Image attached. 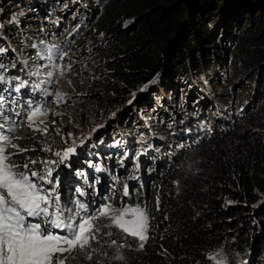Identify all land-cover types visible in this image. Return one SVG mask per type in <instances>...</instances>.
<instances>
[{"label":"trees","instance_id":"1","mask_svg":"<svg viewBox=\"0 0 264 264\" xmlns=\"http://www.w3.org/2000/svg\"><path fill=\"white\" fill-rule=\"evenodd\" d=\"M11 1L34 4L37 12L43 15L50 14V9L51 13L60 12V9L54 8L53 0L48 1V4H41L42 0ZM76 1L71 0V6L66 5L64 14L89 11L94 16L92 32L105 39L104 43L108 45L106 52L115 61L106 66L110 81L108 88L113 89L116 96H121L122 102L132 101L136 117L120 113L116 116L118 120L114 126L110 115L117 112L120 102L104 108L109 113V119L102 118L104 126L85 139L83 150L75 160L76 165L81 166L78 168L79 172L86 173L87 178V184L82 182L83 186L78 188L84 190L91 188L88 185L97 186L90 166L88 169L82 167L90 158L109 152L108 147H105L106 152L101 147L98 148L96 141L111 145L119 137L124 140L117 142V152H109L107 164L103 160L101 162L106 165L107 176L109 173L111 175L112 169L113 179L118 178L120 184L130 191V179L134 180L135 177L134 184H137L149 161V154L146 153L150 152L153 159L157 156L162 159V163H158V168L164 169L161 182L168 185L161 215L157 219L159 224L152 243L154 247L150 248L146 244L144 250H139L133 245V248L127 250L131 264H209L204 254L221 246L228 252H244L248 258L247 264H264V0H98V5L94 6L92 4L97 0ZM3 2L6 0H0V5ZM7 16V19H11V16ZM22 17V24L14 20L5 24L6 28L16 29L20 34L21 41L14 43L23 47L21 43L26 41L30 48H34L32 45H43L44 41L39 40L44 38L42 35H29L23 29V23L29 25L35 20L28 19L25 14ZM75 19L80 20L82 26L62 42L68 46L79 30L89 22H84L80 15ZM32 30L35 31L36 28ZM5 36L6 32L0 28V42L6 40ZM53 38L58 40L56 35ZM61 39L57 43L61 44ZM22 50L26 52L28 49L23 47ZM199 50L202 53L197 58ZM11 56H14V51L10 46L3 54L4 63L8 64ZM94 58L97 60L99 57L96 55ZM219 60L222 63H218ZM228 60L235 77L231 79L233 88L221 93L224 96L220 99L222 104L225 102V106L229 108L233 104L230 93L234 94L246 79L251 82L249 84L253 83L251 98L247 97L248 87H241L237 97V102L241 101L242 105L247 101L246 106L242 110L238 107V111L229 109L231 113L224 104L215 100L216 92L213 94V90L199 81L198 77V74L208 75L210 72L211 77L215 78L214 82L220 80L223 78L220 67L226 65ZM15 65L22 67L21 64ZM18 69L15 71L20 73ZM215 70L217 71L214 72ZM237 79L239 80L234 82ZM184 85L188 91L184 92L182 109L187 112L196 110L194 114L177 109L180 89ZM226 85L225 82L222 83V86ZM166 91L170 93L165 94ZM158 93L162 95L159 99L155 97ZM14 95L27 99L28 93L22 89L20 94ZM34 95L36 100L39 96ZM196 95L208 99L206 102L201 101L198 109L194 104ZM212 99L216 103L213 107L216 115L208 126H202L201 122L205 118L201 120V117L207 115L203 108ZM175 106L179 113L173 117L169 109ZM157 108L166 117L163 123V118L157 119L167 135V139H163L161 132H157L161 137V146L168 150V143L174 141L179 148L172 152L163 150L167 154L161 155L156 145L158 136L153 138V132L145 131L147 128H154L143 125L141 129L133 127L138 121L141 122L139 125L144 123L140 116L144 114V110L151 109V118H156L154 112ZM218 108H221V112H217ZM251 108L253 110L249 113ZM197 113L201 117L196 118L194 115ZM103 117L106 115L103 114ZM170 118L175 122L172 127L166 123ZM24 128L26 126H21L16 133L23 137L19 145L33 148L34 151H29L28 155L34 158L39 154L36 146V141L39 140L34 138L35 134L32 132H23ZM107 132H115V135L107 137ZM139 133H147L148 137H141ZM124 141L129 145V157L135 143H138L139 156L135 164L141 163L139 174L130 173L126 178L120 177L118 169H113L114 165L120 166L122 163L119 155L120 150H124L121 146ZM72 143L70 141L68 146H72ZM147 145L150 151L146 149ZM62 147L65 148V145L62 144ZM25 154L18 155L17 161L24 162L27 156ZM189 160L196 161L199 165L195 167V173L182 175L181 165ZM128 161L126 159L124 162L129 163ZM69 163L70 160L66 161L63 167H67ZM131 164H134L133 161ZM62 171H55L53 179ZM59 181L61 184L60 176ZM74 182L67 181L62 187V202L79 198L78 193L73 196ZM113 186L115 183L109 176L102 186L105 189L96 192V199L104 195L117 206L137 204L140 201L137 191L128 197H115V189L112 194L106 191L107 187L112 189ZM115 198L118 200H114ZM165 249L167 254H164Z\"/></svg>","mask_w":264,"mask_h":264},{"label":"snow or ice","instance_id":"2","mask_svg":"<svg viewBox=\"0 0 264 264\" xmlns=\"http://www.w3.org/2000/svg\"><path fill=\"white\" fill-rule=\"evenodd\" d=\"M7 51L0 46V264H131L127 250L133 245L144 250L150 239L148 206L143 203L114 206L109 202L97 206L96 191L88 193L80 188L76 193L78 197H89L87 202L79 198L62 202L58 175L53 179L54 166L76 155L77 147L83 146L84 140L79 145L73 140L72 146L62 151L53 152L50 145L42 149L53 152L58 160L27 156L23 164L15 160L22 153L34 151L27 146L20 147L23 137L16 133L21 126L48 136L46 117L52 110L44 98L55 95V102L60 103L66 94L50 93L46 85L52 82V69L58 67L57 60L67 53L56 46H45L38 50L37 57L46 59L47 63L33 60L29 64L23 59L19 71L24 75L9 76L6 75L9 67L16 65L4 63L3 54ZM22 89L28 93L27 99L14 95L20 94ZM37 93L41 96L39 101L35 100ZM55 124L53 120L52 125ZM55 131L60 134V130ZM62 139L67 143L65 137ZM37 163L42 166L39 171L32 167ZM104 170L96 168L98 172ZM122 195H130L126 186ZM164 254H167L166 249ZM204 255L209 264H247L239 258V253L225 251L222 246Z\"/></svg>","mask_w":264,"mask_h":264},{"label":"rangeland","instance_id":"3","mask_svg":"<svg viewBox=\"0 0 264 264\" xmlns=\"http://www.w3.org/2000/svg\"><path fill=\"white\" fill-rule=\"evenodd\" d=\"M50 0H42L40 1L41 4L47 3ZM52 1V0H51ZM71 0H53L54 8L60 9V12L57 13H51L50 9V14H39L34 6V4L27 5L24 2L21 1H11V0H6V2H3L0 5V28L6 32L5 36V41L0 42V46L6 47V49L12 48V51L14 49V56H11L9 62H13L15 64H21V60L27 59L29 61V64L35 60L39 64H45L47 63L46 59H39L37 57V52L39 49L44 48L45 46L52 47L56 46V48H59L63 52H66L69 57H66L67 55L60 56L59 59L57 60L58 67L55 69H52L54 72L53 77H51V83L47 84L46 87L48 88V91L50 93H55V92H61L66 94L64 97V100L61 101L60 103H56V96L51 95L48 97H45L44 99L47 100V106L51 108L52 112L49 113V115L46 117L48 126H49V132L47 137L41 136L39 133L38 135L35 134L34 138H36V146L39 149V154L36 155V157H32L27 152L25 155L28 157H31L32 159H37V160H45V159H52V160H58L57 157L53 155V152L55 151H62L66 147H69V142H73L75 140L76 144L79 145L81 140H84L91 134L94 133L96 130H98L102 124L104 119L108 120V112L105 111L104 108H108L109 105L115 102H120L118 104V110L115 115H110L111 121L114 126H116V121L118 118H116L117 115L120 113H126L125 116H130L132 118L135 117V114L133 113V108H132V103L128 102H122L123 98L121 96H116L114 92L112 91L113 89L108 88V83L109 81V74L106 73L107 69L106 66L113 64L115 61L109 53H107L108 45L104 43V38H101L96 32H92V26L94 25V16L89 14V11H80V12H72V14H64V10L66 5L71 6ZM77 0L76 2H78ZM75 2V3H76ZM74 4V3H72ZM98 5V0L97 2L94 1L93 4ZM22 8H25L22 10ZM98 8V6H96ZM86 9L88 7L86 6ZM79 10V9H78ZM22 12H27V13H22ZM25 14V16H28V19H31L33 21L31 24L28 25V23H23V29L25 31L29 32V35H36L40 34L42 35L41 37H44L43 39H39L41 41H44L43 45H37V48H30L28 43L25 41L24 43H21L24 48H27L28 50L24 52L22 50L23 47H21L19 44H17V41H21L20 34L16 29L10 28L5 26L6 22L11 23L12 20L15 22L22 24L21 20L24 18L22 15ZM7 15L9 17L11 16V19H7ZM80 15L83 21L85 22L88 20V24H86V27L79 30V32L74 36L72 39L71 45L68 46L67 43H62L64 42L68 37H70L71 34H74L81 26L82 22L80 20H76L75 17ZM41 21V22H40ZM36 28L35 31L32 29ZM31 30V31H30ZM71 30V31H70ZM86 30V31H85ZM70 31V32H69ZM28 35V34H26ZM56 35L57 39L60 40L61 38V44L57 43L58 40H55L53 36ZM33 37V36H32ZM35 39H38L34 37ZM2 38H0L1 41ZM104 39V40H103ZM103 40V41H102ZM14 41H16L14 43ZM222 55H224V52L219 50ZM202 53L201 50H199L196 53V56L200 55ZM96 55H98L99 58L97 60L94 58ZM197 56V58H198ZM16 57L17 60H16ZM4 59V58H3ZM109 59V60H108ZM232 59V58H229ZM5 61V60H4ZM202 61V60H201ZM218 63H222L221 60L218 61ZM230 65V60H228L227 64L220 67L221 69V75L223 78L220 80H216L215 82L213 81L215 78L211 77L210 72L207 74L202 73L198 74L199 81L203 82L207 87H210L213 90V94L215 95V100L219 101L221 105L224 104L225 102H221L220 99H222L224 96L221 94L222 92H229L231 88H233V83H231V79L234 78L235 76L232 74L231 68H229ZM233 64H231L232 67ZM70 66V67H69ZM20 67H14L9 68L7 71L6 75L8 73L9 76L12 75H20L23 76V73H18L15 70H17ZM19 71V69H18ZM215 70L214 72H216ZM194 72V71H193ZM195 73V72H194ZM197 74V73H196ZM213 74V73H212ZM27 78V77H25ZM35 79V78H33ZM240 79V78H239ZM239 79L235 80L234 82L238 81ZM225 82L227 84L226 86H222V83ZM247 79L244 82V85L242 84L240 88L236 89L234 94H232L233 97V104L229 106L228 112L231 113L229 109H233L235 111H238V107H241V110L246 106V102L242 105L241 101L237 102V97L240 94V89L241 87H248L246 88L248 90L247 92V97L251 98L253 95V91L250 90L252 84H249ZM200 86V84L198 85ZM213 87V88H212ZM186 88V85L180 89L179 93V102L177 104V109L178 110H183L184 102H185V91H188V88ZM170 92H165V94H169ZM38 97V100H41V96L37 93L36 94ZM189 95H191V91H189ZM162 95L158 93L157 97L158 99ZM27 97V96H26ZM28 98V97H27ZM208 99H202L201 96L196 95V98L194 99L195 107L198 109L200 107V102H206ZM122 102V103H121ZM216 105L215 101L212 99L208 103V106L203 108V111L207 114L204 117H201L199 113L194 115L196 118L201 117V120L205 118L204 122H201L202 126H208V123L212 120L213 117H215L216 112L214 111L213 107ZM234 107H236L234 109ZM180 108V109H179ZM137 107H135V110ZM174 107H170L169 112L173 117L178 116L177 114L179 113ZM221 108H218L217 112L220 111ZM138 110V109H137ZM223 110V109H222ZM253 109L251 108L249 110V113ZM257 109L255 108L254 111ZM185 113H191L194 114L196 110H192V112H187V110H183ZM198 111V110H197ZM55 112H60L63 115L61 116H55L52 113ZM240 112V111H239ZM103 114L106 115V117H103ZM156 118H151V109L150 111H145L144 110V117L142 115L141 119L144 121L143 124L139 125L141 122H137L134 124L133 127H139L141 129L142 125L143 126H149L153 127L154 129H145V131H150L152 133V137L157 138V143L159 149L157 150L158 153L161 155L162 153L167 154L165 151H171L172 150H177L179 149L176 147V143L174 141L168 143L170 146V149H164L161 144L160 140L161 137L159 136L160 134L157 132H161V135L163 136V139H167V135L163 132L164 129L162 128L160 122L157 121L158 118H160L163 121V123L166 119V117L162 116V113H159L158 108L154 112ZM222 115L224 113H221ZM136 118V117H135ZM55 120L56 124L52 125V121ZM149 121V122H148ZM183 122V121H182ZM169 127H172L175 125V122L172 118L168 119ZM150 124V125H149ZM139 125V126H138ZM104 126V125H102ZM200 126V125H198ZM208 128H206V131H208ZM56 129L60 130V134L56 133ZM114 129V127H113ZM95 130V131H94ZM23 132H32L29 130L27 127L22 130ZM33 133V132H32ZM72 133V137H68L67 134ZM141 135V133H139ZM114 136L115 132H112L111 134L107 132V137L109 136ZM148 137L147 133L144 135H141V137ZM259 137L262 136L258 135ZM62 137H65L67 139V143H65V139H62ZM144 137V138H145ZM151 137V136H150ZM124 140V138L119 137L117 138L116 141H113L111 145H104L100 144L99 141H96V144L98 148H102L103 152H106L105 147L109 148L110 153H115L116 151V144L117 142L121 143ZM138 138L136 137L135 141H137ZM62 144L65 145V148L62 147ZM51 146L53 149V152H45L42 149ZM84 146V144H83ZM83 146L77 147V153L76 155L72 156L69 160L70 166L63 167L65 163H59L55 166L56 171L58 169H62V173H58V177L60 176L61 178V184L59 186V193L60 196L63 194V186L67 181H75L74 186H73V196H76V189L80 186H83L84 184H87V178L86 173L82 174L79 172V169L81 166L76 165L75 160L77 159V156H79L80 151L83 150ZM110 146V147H109ZM122 149L125 148L126 150H120V155L119 159H121V165H114V170L118 172L120 171V177H128V175L131 174H139L138 168L140 167L141 163L135 164V160L139 156L137 154L139 145L138 143H135L133 150L130 153V157L128 156V150H129V145L126 141L122 143ZM112 149H115V151H112ZM146 149L149 150L150 147L147 145ZM152 149V148H151ZM165 150V151H163ZM150 151V150H149ZM109 152L104 153L103 155H100L99 157H93L88 160V163H84L82 167H85L88 169H92L91 171L94 174V183L98 186L96 187H91L90 189L85 188L84 191L88 193H92L95 190L96 192L99 189L104 190L105 188L103 184H105L109 178L114 181L115 186L111 189V187H107V192L113 193L115 189V197H120L122 198L121 195L123 192V188L125 185H121L118 178L113 179L112 177V169H111V175L110 173L108 176H106L103 172L101 171H96V168L98 165L102 164V160L107 161V157L110 155ZM142 153V152H141ZM146 154H149L147 158H149V161L147 162L145 169H144V174L138 179L137 184H134L136 181V178L134 177V180L131 178L129 181V185H131V189L129 193L131 194L134 191L136 192V195L140 196V201L138 203H143L146 204L150 210V239L148 240L147 244L150 245V248H153L154 246L152 245L155 236H156V227L159 222L157 219L161 215V210H162V203L163 200L167 194V187L168 185L162 184V173L164 172V169L158 168V163H162V159L160 157L152 158L150 157L151 153L148 152ZM188 157V156H187ZM185 158V160L187 159ZM126 159H129V163L124 162ZM153 159V160H152ZM15 160L18 164H23L24 162H18L17 161V156L15 157ZM184 160V161H185ZM133 161L134 164H131ZM94 164L95 166H93ZM199 164L196 161L191 162L190 160L183 163L181 165V173L183 174H193L195 173V167L198 166ZM35 170L39 171V168H41V164L37 163L36 165L32 166ZM90 171V170H89ZM106 171V170H105ZM147 177V178H146ZM98 181V182H97ZM123 183V182H122ZM46 187H49V185H46ZM66 195L68 192L65 193ZM101 197H105L102 195ZM101 197L99 199H96L97 206H99L101 203L109 202L113 203L114 206H117L113 201L110 200H102ZM76 198V197H75ZM83 199L85 202H87L89 197H79ZM119 198V199H120ZM118 200V199H114ZM125 206L132 205L134 206L135 204H124ZM239 258L242 260L248 262V258L246 257V254L244 252L239 254Z\"/></svg>","mask_w":264,"mask_h":264},{"label":"bare ground","instance_id":"4","mask_svg":"<svg viewBox=\"0 0 264 264\" xmlns=\"http://www.w3.org/2000/svg\"><path fill=\"white\" fill-rule=\"evenodd\" d=\"M213 88V87H212ZM27 97H28V95H27ZM38 100V98H36V101ZM157 104V103H156ZM225 114V113H224ZM143 116V115H142ZM22 142V141H21ZM124 150H126L125 148H124ZM131 151V150H130ZM19 158V157H18ZM99 167H101V168H103V169H105V167H106V165H104V164H100L99 165ZM101 172H103L104 173V175H105V170L104 171H101ZM107 176V175H106ZM98 186V185H97Z\"/></svg>","mask_w":264,"mask_h":264},{"label":"clouds","instance_id":"5","mask_svg":"<svg viewBox=\"0 0 264 264\" xmlns=\"http://www.w3.org/2000/svg\"><path fill=\"white\" fill-rule=\"evenodd\" d=\"M130 189H131V185H130Z\"/></svg>","mask_w":264,"mask_h":264}]
</instances>
